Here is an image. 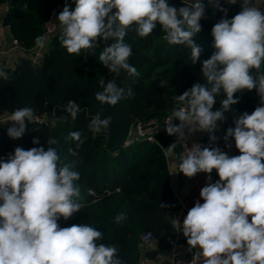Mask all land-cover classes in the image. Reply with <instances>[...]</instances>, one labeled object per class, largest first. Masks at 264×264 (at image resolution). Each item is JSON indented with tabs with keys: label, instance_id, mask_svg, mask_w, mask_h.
<instances>
[{
	"label": "clouds",
	"instance_id": "clouds-1",
	"mask_svg": "<svg viewBox=\"0 0 264 264\" xmlns=\"http://www.w3.org/2000/svg\"><path fill=\"white\" fill-rule=\"evenodd\" d=\"M72 8L65 2L57 19L62 29L59 37L69 54L94 49L99 39L114 43L100 52L99 61L117 76L125 70L138 76L136 67L129 63L133 51L124 38L133 26L136 34L146 38L159 25L170 45H187L195 62L201 48L192 39L201 31L199 21L204 16L202 0H183L186 6L171 5L168 0H72ZM222 18L212 28L216 51L203 62L202 72L207 84L194 83L178 100L185 106L175 109L168 117L167 132H181L185 124L212 132L223 112L239 102L237 92L256 90L260 101L251 113L245 111L228 128L225 140L232 138L239 155H229L219 148L195 145L180 157L179 171L188 178L197 173L215 170L219 179L209 182L182 222L183 236L189 250L198 249L192 264H264V11L254 0H241V10L230 19L219 0H209ZM236 4L237 0H227ZM45 36L36 38L43 47ZM257 70L253 75L251 70ZM0 77L7 73L0 70ZM95 93V100L103 107L116 105L124 97V89L115 80ZM211 85V87H208ZM226 98L222 110L213 111L215 97L221 92ZM131 96V89L128 90ZM67 111L73 119L79 112L76 102L69 101ZM7 130L12 139L22 137L26 120L33 119L29 107L15 109ZM173 118L182 123L173 126ZM111 118L94 117L89 128L93 133L108 128ZM182 134V133H181ZM73 140L83 143L80 132H72ZM210 139H215L214 136ZM33 144H39L33 139ZM57 143L55 139L47 141ZM175 144L165 152L171 156ZM231 147V145H228ZM60 157L49 147H17L14 154L0 157V264H121L117 247L97 244L103 233L88 224L60 226L83 207L77 202L81 189L75 183L80 173L72 166H59ZM89 194H93L89 189ZM162 207L166 205H161ZM126 219L121 212L115 223ZM174 227L180 222L173 219Z\"/></svg>",
	"mask_w": 264,
	"mask_h": 264
},
{
	"label": "trees",
	"instance_id": "trees-1",
	"mask_svg": "<svg viewBox=\"0 0 264 264\" xmlns=\"http://www.w3.org/2000/svg\"><path fill=\"white\" fill-rule=\"evenodd\" d=\"M179 1L168 0L177 7ZM65 2L66 0H0V4L7 5L9 32L17 41V46L26 51L34 48L37 45L36 38L44 34V22L53 15L55 9L64 7ZM67 2L72 8L75 7L72 0ZM202 3L205 12L199 21L201 31L192 38L202 49L195 62L187 45L168 44L159 25L146 38L138 36L133 26L128 30L124 41L132 47L133 54L129 63L136 67L139 75L130 76L121 69L117 76L99 61L100 52L115 42L113 38L107 41L99 39L94 49L82 50L79 55L69 54L60 42L62 29L58 26L57 31L49 37L48 45L58 52L59 77L63 80L84 79L96 84L102 91L104 85L100 84L101 80L105 85L113 79L116 84L120 81L124 97L119 101V106L130 125L134 126L139 121H160L182 105L178 97L190 90L194 83L207 84L202 72L203 62L216 51L212 28L225 18V14L218 9L212 12L207 0H202ZM221 7L227 9L229 19L241 10L238 6ZM52 64L53 57L45 51L39 64L45 77ZM161 68L174 69L167 92L162 89V78L158 73ZM251 71L254 76L258 74L255 69ZM259 73H264V65ZM10 80V76L7 79L1 77L0 86ZM129 89L131 96L128 95ZM225 98L221 90L215 97L213 111L222 110ZM234 98H239V102L232 105L229 111L223 112V120L219 125V133L223 136L228 128L235 127L236 119L243 112L259 106L260 98L255 89L237 92ZM73 100L79 106L75 119L67 111L69 101ZM31 109L33 119L26 120V130L22 137L12 139L7 135V130L0 128V157L7 158L8 154H14L17 147L24 150L32 147H44L47 150L52 147L60 157L59 166L69 164L72 170L80 173V179L75 183L81 189L77 202L83 207L67 220L61 217L60 226H93L103 233L102 239L96 243L116 246L121 264H139L143 257L154 258L159 253L169 251L170 240L176 237L172 220L179 202L170 184L165 150L173 144L178 147L177 144L168 135L159 133L154 142L134 141L115 147L104 128L99 133L90 130L89 124L98 114L88 102H79L77 99L56 104L51 117L52 124L46 122L50 119L45 112L43 96L35 98ZM35 116H43L45 120L39 122L35 120ZM172 120L175 124L178 123V119ZM13 124L14 122L10 127ZM72 132H80L83 143L73 140L70 136ZM33 139H38L39 144H33ZM49 139H55L57 143L49 145ZM224 149L225 147L220 150L224 152ZM211 174L216 181L219 179L215 170ZM89 189L93 194H89ZM121 212L126 214V219L116 224L115 216ZM145 231L155 236L154 248L149 249L140 244V234Z\"/></svg>",
	"mask_w": 264,
	"mask_h": 264
},
{
	"label": "water",
	"instance_id": "water-1",
	"mask_svg": "<svg viewBox=\"0 0 264 264\" xmlns=\"http://www.w3.org/2000/svg\"><path fill=\"white\" fill-rule=\"evenodd\" d=\"M186 6L183 0H180L178 7ZM212 12H216L214 5L210 6ZM57 9L54 10V13ZM2 24L9 26L8 13L6 12L2 18ZM53 57V64L50 67L48 76H44L39 66L34 67L29 60L24 59L22 63L16 65L15 70L10 67H2V70L11 76V80L0 86V111L7 110L12 113L15 109L29 107L38 96L45 98V112L50 117L56 104L63 101L77 99L79 102H88L91 107L102 118H111V122L105 132L109 136L115 147L124 145L130 128V123L124 118L119 102L114 105H103L95 100V93L101 92L102 89L96 84H92L84 79H67L63 80L58 74V52L53 49L48 50ZM120 81L117 87L120 88ZM223 119L218 120L220 125ZM153 127L150 124L145 127L148 129Z\"/></svg>",
	"mask_w": 264,
	"mask_h": 264
},
{
	"label": "built area",
	"instance_id": "built-area-1",
	"mask_svg": "<svg viewBox=\"0 0 264 264\" xmlns=\"http://www.w3.org/2000/svg\"><path fill=\"white\" fill-rule=\"evenodd\" d=\"M219 3L220 6H224V7H233V6L241 7V0H237V3L234 5L227 3V0H219ZM211 5H213V3ZM62 10L63 7H58L57 12L53 13V15L44 22L43 36L46 37L44 46L40 47L39 45H36L34 48L30 50L31 55L29 62L34 67L39 66L43 53L47 51L45 48L49 37L53 33H55L58 29L59 21L57 17ZM13 42L15 46H17V41L14 40ZM0 70L2 69L0 68ZM183 106L185 105L184 104L180 105V107ZM254 109H251L248 112L251 113ZM10 115L11 113L0 117V128L8 130L11 123L13 122L9 118ZM169 116L170 115L164 116L160 121L157 120H149L144 122L139 121L136 124H134V126L130 125L127 134V139L124 144L127 145L128 143L134 141H142V140L154 142L156 141L155 137L157 134L164 133L168 135L172 140L178 143L182 155H187V152L191 150L195 145H200L201 148L208 147V148L222 149L227 145V143L230 140V138L228 140H225L224 139L225 136L219 133V125L217 124V122H216L217 127L212 132L201 130L198 127L185 124L184 127L181 129V132H176L173 133L172 135H169L167 132V127L169 126V121H168ZM51 117L52 116L49 117L50 120H46V122L49 124H52ZM34 118L39 122L45 120L43 116H35ZM181 123L182 122L179 120L177 124H175L173 120L171 121V124L173 126L180 125ZM150 124H153V127L145 129V127ZM196 133L200 134V138L195 143L191 140V136ZM130 136L131 138H129ZM212 136L215 137L214 140L210 139V137ZM188 182H189V190L187 194L184 197L177 199L179 202L178 211L186 214L188 210L194 206L197 200H200V202L203 203V200L200 199L199 193L204 186L202 185L199 179L198 173L192 178H188ZM139 240H140V244L147 248L153 246L156 242L155 236L149 231H145L141 233ZM193 253H194L193 249L189 250V247L181 243L176 236L170 240L168 264H192L193 256H194Z\"/></svg>",
	"mask_w": 264,
	"mask_h": 264
},
{
	"label": "crops",
	"instance_id": "crops-1",
	"mask_svg": "<svg viewBox=\"0 0 264 264\" xmlns=\"http://www.w3.org/2000/svg\"><path fill=\"white\" fill-rule=\"evenodd\" d=\"M209 2V0H207ZM191 2H195V0H191ZM254 3L257 6H260L261 10L264 11V0H254ZM212 3H210L211 6ZM7 12V5L6 4H0V68L2 67H10L12 70H15L16 65L22 63L24 59L29 60L30 59V50L26 51L22 48H19L18 46H15L14 39L12 38L9 27H5L2 24V18L4 14ZM47 51L50 49L47 41V45L45 48ZM8 75V74H7ZM10 76V75H8ZM11 79V76H10ZM7 114H10L7 110H1L0 111V117L5 116ZM200 138V134L196 133L191 136V140L193 142H197ZM177 144L178 147H175L173 150V154L171 156L167 157V166L169 171V178H170V184L172 187V190L174 192V195L177 197V199L184 197L188 190H189V182L188 177L184 176L182 172L179 171V163H180V157L181 149L180 146L176 141L173 140ZM228 145H231V147H228ZM169 147L166 148L165 151L168 150ZM224 152H227L229 155H239L238 150L235 148L234 140L230 138L229 142L225 146ZM199 179L203 186H206L209 182H216V180L213 178V175L211 174V180L209 181L207 173H198ZM186 213L179 212L178 210L175 213V220H178L180 222V227L176 229V236L179 239V241L187 246V239L183 236L182 232V222L184 217L186 216ZM155 244L150 248H154ZM198 251V249H193V254H195ZM168 256L169 251H165L162 253L157 254L154 258H141L139 264H168ZM202 259L198 260L196 264H202Z\"/></svg>",
	"mask_w": 264,
	"mask_h": 264
},
{
	"label": "rangeland",
	"instance_id": "rangeland-1",
	"mask_svg": "<svg viewBox=\"0 0 264 264\" xmlns=\"http://www.w3.org/2000/svg\"><path fill=\"white\" fill-rule=\"evenodd\" d=\"M174 72V69L161 68L158 73L162 78V89L164 92H167L169 87V80ZM131 138V136L129 137Z\"/></svg>",
	"mask_w": 264,
	"mask_h": 264
}]
</instances>
